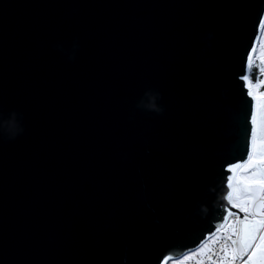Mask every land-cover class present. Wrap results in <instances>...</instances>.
<instances>
[{"label": "water", "instance_id": "water-1", "mask_svg": "<svg viewBox=\"0 0 264 264\" xmlns=\"http://www.w3.org/2000/svg\"><path fill=\"white\" fill-rule=\"evenodd\" d=\"M263 28L264 0H0V124L24 128L0 134V264H168L205 243L238 213ZM146 89L163 114L135 108Z\"/></svg>", "mask_w": 264, "mask_h": 264}, {"label": "snow or ice", "instance_id": "snow-or-ice-1", "mask_svg": "<svg viewBox=\"0 0 264 264\" xmlns=\"http://www.w3.org/2000/svg\"><path fill=\"white\" fill-rule=\"evenodd\" d=\"M251 59L249 56V62ZM249 95L252 93L249 92ZM253 99L258 98L253 96ZM237 169L240 170L238 176ZM228 171L233 173L228 177V186L232 188L229 200L232 201V208L244 215L241 217L230 211L228 216H234V219L224 217L227 227L221 225V230L227 235L220 248L223 258L219 264H235L238 259L240 264H264V93H260L258 110L253 111L251 116V151L248 158Z\"/></svg>", "mask_w": 264, "mask_h": 264}, {"label": "clouds", "instance_id": "clouds-1", "mask_svg": "<svg viewBox=\"0 0 264 264\" xmlns=\"http://www.w3.org/2000/svg\"><path fill=\"white\" fill-rule=\"evenodd\" d=\"M207 38H211V33L207 34ZM55 47L61 51H65L60 44L55 45ZM79 44L77 42H74L71 47V51L68 53L67 58L69 61L75 59L76 50L78 49ZM162 99L161 93L157 90L153 89H146L142 96L136 101L135 108L141 109L147 112H154L158 115L163 114L164 108L162 105L158 103L159 100ZM19 115L20 120L23 119L22 114H18L15 111L10 113L9 119L0 124V134L3 133L6 130L8 133L7 138L9 140H13L16 138L17 135L23 134L24 128L22 124L16 119V117Z\"/></svg>", "mask_w": 264, "mask_h": 264}, {"label": "rangeland", "instance_id": "rangeland-1", "mask_svg": "<svg viewBox=\"0 0 264 264\" xmlns=\"http://www.w3.org/2000/svg\"><path fill=\"white\" fill-rule=\"evenodd\" d=\"M255 64V65H254ZM255 66L256 67V73H257V77H256V82L254 84H251V89L253 92V95L255 97H257L258 99V105H259V90L261 89V87L264 84V28L262 31V34L260 36L255 54H254V58L252 60V65L251 66ZM257 85H259V87H257ZM240 174V171L238 172L237 176ZM235 186V182L234 185ZM235 196H233L232 200L235 201ZM238 202V201H237ZM212 240H208L205 243H203L199 248L195 249L192 252H189L185 255H183L182 257L178 258V259H174L169 261L168 264H188L189 262H191L192 260H195V258L197 256H202L204 254H206L209 249L211 248V242ZM203 250V251H201Z\"/></svg>", "mask_w": 264, "mask_h": 264}, {"label": "built area", "instance_id": "built-area-1", "mask_svg": "<svg viewBox=\"0 0 264 264\" xmlns=\"http://www.w3.org/2000/svg\"><path fill=\"white\" fill-rule=\"evenodd\" d=\"M244 215L243 213H241ZM234 219V216H228V220ZM225 228L227 227V222H224ZM227 233L221 228L217 229L208 240H212L211 248L209 251L202 255L197 256L195 260H192L188 264H219V261L223 258V254L220 252V248L225 243V236ZM207 240V241H208ZM215 253V255H213ZM210 256L212 257L210 259ZM235 264H240L239 259L235 262Z\"/></svg>", "mask_w": 264, "mask_h": 264}, {"label": "trees", "instance_id": "trees-1", "mask_svg": "<svg viewBox=\"0 0 264 264\" xmlns=\"http://www.w3.org/2000/svg\"><path fill=\"white\" fill-rule=\"evenodd\" d=\"M254 65L251 66V68H250V74H249V79H250V83L251 84H254L256 82V77H257L256 67ZM259 93H264V84L261 87V89L259 90Z\"/></svg>", "mask_w": 264, "mask_h": 264}, {"label": "bare ground", "instance_id": "bare-ground-1", "mask_svg": "<svg viewBox=\"0 0 264 264\" xmlns=\"http://www.w3.org/2000/svg\"><path fill=\"white\" fill-rule=\"evenodd\" d=\"M226 222V221H225Z\"/></svg>", "mask_w": 264, "mask_h": 264}]
</instances>
